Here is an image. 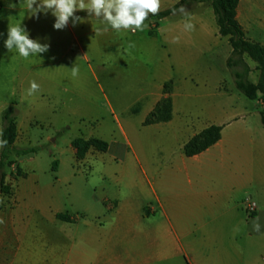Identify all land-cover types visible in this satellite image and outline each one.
<instances>
[{
	"label": "rangeland",
	"instance_id": "obj_1",
	"mask_svg": "<svg viewBox=\"0 0 264 264\" xmlns=\"http://www.w3.org/2000/svg\"><path fill=\"white\" fill-rule=\"evenodd\" d=\"M183 7L191 17L192 31L183 30L186 17L178 12L157 26L145 22L143 31L109 28L104 32L101 20L86 11L75 13L83 22L74 26L70 19L64 29L57 30L51 12L39 13L37 18L24 0H0V140L3 112L14 107L20 135L15 146L35 149L25 157L12 156L15 165L4 170L0 221L7 217L5 221L15 231L29 227L50 234L52 226L36 211L39 202L48 209L54 200L75 213L88 196L105 198L102 184L112 183L103 177L102 164L122 160L124 135L137 148L141 143L160 144L173 152L183 140L179 130L185 121L192 120L199 128L210 113L255 110V102L234 88L222 48H214L216 38L200 31V20L210 21L217 29L212 8L193 3ZM17 24L30 38L49 44V50L27 59L16 49L9 52L4 45L8 26ZM176 37L179 42L174 43ZM249 61L251 80L257 81V65ZM73 66L79 69L76 75ZM222 80L226 82L223 89L232 95L219 94ZM31 81L40 89L29 96ZM173 90L175 124L160 134L146 132L143 123L148 114L162 94L169 92L171 97ZM79 139H98L108 148L105 152L91 149L84 159H78L81 149L72 145ZM10 224L1 228L4 243L9 245ZM1 244L0 264H12V248Z\"/></svg>",
	"mask_w": 264,
	"mask_h": 264
},
{
	"label": "crops",
	"instance_id": "obj_2",
	"mask_svg": "<svg viewBox=\"0 0 264 264\" xmlns=\"http://www.w3.org/2000/svg\"><path fill=\"white\" fill-rule=\"evenodd\" d=\"M180 1L161 0V9ZM237 20L249 40L264 46V0H239ZM199 23L203 36L216 38L214 48H222L226 64L232 53L228 39L223 41L210 21ZM249 60L245 56L252 68ZM252 73L249 80L256 84L259 78L252 81ZM225 83L220 81L217 91L232 95L223 89ZM165 97L161 95L147 118ZM171 99L172 120L143 123L146 132L160 134L175 124V90ZM253 102V111L210 113L199 128L185 121L179 130L183 140L173 152L160 144L137 148L124 135L122 160L102 164L103 177L112 183L102 184L105 198L88 196L75 213L54 200L48 209L39 202L36 211L52 226L50 234L29 227L15 231L7 217L0 221L1 246L12 248V264H264V106ZM211 126L223 127L221 140L186 157L184 146ZM247 199L258 206L253 216L245 212ZM4 224L13 226L11 245L2 237Z\"/></svg>",
	"mask_w": 264,
	"mask_h": 264
},
{
	"label": "trees",
	"instance_id": "obj_3",
	"mask_svg": "<svg viewBox=\"0 0 264 264\" xmlns=\"http://www.w3.org/2000/svg\"><path fill=\"white\" fill-rule=\"evenodd\" d=\"M187 3L211 5L219 29V35L222 38H227L232 48V53L227 60V68L232 74L236 89L247 99L251 101L259 100L264 106V46L246 37L242 26L237 20L239 0H181L170 9L160 11L158 15L150 14L145 22L153 23L157 26L162 20L173 16V8L179 9ZM245 56L257 64L256 70L260 76L256 84L249 80L252 70L245 61ZM165 95L167 97L156 106L144 122V126L167 123L172 120V99L169 96V92H165ZM2 117L4 126L1 140L6 141V144L3 146L0 155V173L2 174L1 182L4 183L5 168H11L15 165V161L11 160V157H25L35 153V149L20 150L16 148L15 144L19 137V131L14 107L6 109ZM261 119L264 125V113H261ZM222 130L223 127L211 126L194 136L184 146V155L191 158L206 152L221 140ZM73 147L81 149V152H77V158L84 159L85 155L91 149L105 152L108 144L98 139H92L90 141L79 139L73 142ZM17 169L21 171L20 167H17ZM58 219L61 221H69V218L63 215H58Z\"/></svg>",
	"mask_w": 264,
	"mask_h": 264
},
{
	"label": "clouds",
	"instance_id": "obj_4",
	"mask_svg": "<svg viewBox=\"0 0 264 264\" xmlns=\"http://www.w3.org/2000/svg\"><path fill=\"white\" fill-rule=\"evenodd\" d=\"M24 2L31 15L37 18L39 13L51 12L55 17L53 26L57 30L64 29L69 24L70 19L74 26L83 22V18L76 16L75 13L86 11L89 16H95L101 20L105 25L104 32H107L109 28L116 32L143 31L147 27L145 21L149 15H158L161 9V0H24ZM177 12L186 17L183 30H194L191 17L185 8L181 6L179 9H172L173 15ZM173 42H179V37L174 38ZM4 45L9 52L16 49L19 55L25 59L45 53L50 47L49 44H42L38 40L30 38L27 30L21 24L8 26L7 39ZM78 71L77 67H72L73 75H76ZM39 89L40 85L31 81L27 94L31 96ZM5 144L6 141L0 140V147ZM259 227V223L254 222V229L259 231Z\"/></svg>",
	"mask_w": 264,
	"mask_h": 264
},
{
	"label": "built area",
	"instance_id": "obj_5",
	"mask_svg": "<svg viewBox=\"0 0 264 264\" xmlns=\"http://www.w3.org/2000/svg\"><path fill=\"white\" fill-rule=\"evenodd\" d=\"M244 209L249 216H253L256 214L258 206L254 201L247 199L244 203Z\"/></svg>",
	"mask_w": 264,
	"mask_h": 264
},
{
	"label": "water",
	"instance_id": "obj_6",
	"mask_svg": "<svg viewBox=\"0 0 264 264\" xmlns=\"http://www.w3.org/2000/svg\"><path fill=\"white\" fill-rule=\"evenodd\" d=\"M1 179H2V174L0 173V183H1Z\"/></svg>",
	"mask_w": 264,
	"mask_h": 264
}]
</instances>
